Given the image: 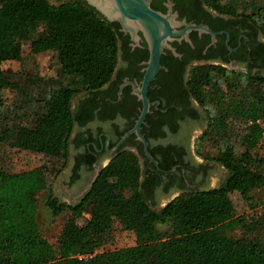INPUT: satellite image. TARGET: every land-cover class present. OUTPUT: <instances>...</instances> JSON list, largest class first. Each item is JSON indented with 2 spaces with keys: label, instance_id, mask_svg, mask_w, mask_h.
I'll return each mask as SVG.
<instances>
[{
  "label": "trees",
  "instance_id": "16d2710c",
  "mask_svg": "<svg viewBox=\"0 0 264 264\" xmlns=\"http://www.w3.org/2000/svg\"><path fill=\"white\" fill-rule=\"evenodd\" d=\"M203 2L250 21L264 38V5L258 0ZM117 29L79 0H5L0 7V102L5 89L18 94V101L10 108L9 124L0 128V144L56 160L59 174L68 161L74 125L70 101L111 80ZM23 44L32 55L55 54L54 77L31 78L21 87L1 69L3 62L21 59ZM255 84L264 88V77L210 66L191 71L188 87L208 118L196 146L206 140L215 147L216 156L206 159L220 163L228 175L219 187L184 193L158 211L142 193L138 159L129 152L119 153L102 170L77 205L54 197L45 165L18 173L0 166V264H264V241L257 235L264 226V205L259 219H249L234 215L230 199L236 192L249 205L251 193L264 187V152L258 154L264 94L254 90ZM237 122L243 124L242 151L229 143ZM41 192L54 217L70 214L55 248L37 224ZM84 212L90 217L79 225ZM115 219L133 232L135 245L97 252L110 238Z\"/></svg>",
  "mask_w": 264,
  "mask_h": 264
},
{
  "label": "flooded vegetation",
  "instance_id": "af4514ba",
  "mask_svg": "<svg viewBox=\"0 0 264 264\" xmlns=\"http://www.w3.org/2000/svg\"><path fill=\"white\" fill-rule=\"evenodd\" d=\"M4 2L0 0V7ZM167 5L177 14L176 21L201 26L210 33L193 29L187 33L188 41L175 38L169 42L177 56L164 50L160 69L147 85L148 112L139 132L156 165L144 155V146L134 133L126 136L142 111V101L134 89L142 87L149 51L143 39L135 46L117 24L120 37L111 80L101 89L77 94L70 101L74 125L68 161L57 175H61V194L71 203L62 202L60 193L56 195L52 189L61 203L79 204L90 190L91 180L121 152L137 157L142 193L156 211L184 193L217 188L227 178L228 172L220 163L200 159L196 153L208 118L190 92L189 75L195 68L210 66L264 77V38L250 21L219 13L203 0H152L150 4L163 14Z\"/></svg>",
  "mask_w": 264,
  "mask_h": 264
},
{
  "label": "rangeland",
  "instance_id": "374dc122",
  "mask_svg": "<svg viewBox=\"0 0 264 264\" xmlns=\"http://www.w3.org/2000/svg\"><path fill=\"white\" fill-rule=\"evenodd\" d=\"M264 5V0H258ZM1 69L4 72H11V78L14 81H20L22 83L31 78L39 77L42 79L52 78L55 75L57 69V60L53 52L42 53L39 55H32L29 50L28 44H23L21 59L19 61H6L1 65ZM253 85H250V88ZM249 88V89H250ZM254 90L260 94H264V88H261L255 84ZM252 90V89H251ZM238 96V93H235ZM18 101V94L12 92L10 89L1 91L0 102V128L3 125L10 122V108L12 104ZM232 127V139L230 144L237 150L242 151L240 143L241 130L243 124L241 122L233 123ZM240 133V134H239ZM197 147V146H196ZM264 152V139L260 144L258 154ZM196 153L200 159L211 158L216 156V149L206 140L203 141L196 150ZM46 166V173L49 182L52 183V189L55 190L56 195L62 196V202H69V200L62 195L64 192L60 187L61 175H57L55 172L59 169L60 163L56 160L48 159L42 155L34 154L28 151H19L11 149L5 144H0V166L10 172L18 173L26 170H30L39 166ZM214 179V177H212ZM213 182V181H212ZM230 199L233 204L235 216H246L249 219H259L261 216V208L264 205V187L256 189L251 193V202L248 205L238 193H232ZM89 213L84 212L80 218L77 219L79 225H83L89 219ZM70 219L68 212H63L61 215L54 217L44 205V194L41 192L37 195V224L39 225L42 236L55 248L61 230L66 222ZM236 237H240V232L235 233ZM257 235L264 241V226L258 231ZM135 245V236L132 231L124 230L120 221L115 219L112 223V233L110 238L102 245L99 246L97 252L113 251L121 248L132 247Z\"/></svg>",
  "mask_w": 264,
  "mask_h": 264
},
{
  "label": "water",
  "instance_id": "95a60500",
  "mask_svg": "<svg viewBox=\"0 0 264 264\" xmlns=\"http://www.w3.org/2000/svg\"><path fill=\"white\" fill-rule=\"evenodd\" d=\"M85 2L89 7L93 8L100 16L109 23L119 25V31L128 34L131 42L137 46L140 40H144L149 51V60L147 62V70L142 81L141 89H134V93L138 95L142 101V111L136 121L133 129L126 134L134 133L136 140L142 142L144 155L156 165V162L147 151V143L140 134L139 129L148 112V101L146 98V88L152 81L160 69V56L164 50H170L176 55L174 49L169 46L175 38L187 39V33L190 30H199L209 32L201 26L187 25L184 21H176L177 14L172 13L170 5H167L165 14L155 11L151 8L152 0H79ZM185 25L184 29L177 31L176 28ZM141 34V37L139 36ZM177 56V55H176ZM125 136V137H126ZM95 181V177L88 185V189Z\"/></svg>",
  "mask_w": 264,
  "mask_h": 264
},
{
  "label": "built area",
  "instance_id": "2783aa9c",
  "mask_svg": "<svg viewBox=\"0 0 264 264\" xmlns=\"http://www.w3.org/2000/svg\"><path fill=\"white\" fill-rule=\"evenodd\" d=\"M82 257L80 256L79 259H81Z\"/></svg>",
  "mask_w": 264,
  "mask_h": 264
}]
</instances>
